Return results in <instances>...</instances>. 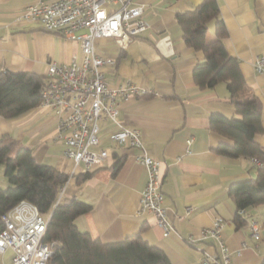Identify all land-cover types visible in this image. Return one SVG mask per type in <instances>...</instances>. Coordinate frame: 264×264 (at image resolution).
Wrapping results in <instances>:
<instances>
[{"label": "crops", "instance_id": "1", "mask_svg": "<svg viewBox=\"0 0 264 264\" xmlns=\"http://www.w3.org/2000/svg\"><path fill=\"white\" fill-rule=\"evenodd\" d=\"M29 1L0 0V65L44 74L49 59L69 61L75 44L69 46L65 37L44 30L36 21L20 19ZM200 1L133 0L143 5L149 28L124 47L114 38L95 41L99 54L115 60L105 68L108 79H128L148 90L124 101L118 118L125 126L140 130L148 154L160 162L163 205L174 228L168 235H163L152 213L136 214L146 171L134 157L135 148L114 146L106 138L114 127L109 121H100L99 144L109 149V155L80 182L76 176L85 170L84 165L64 157L52 111L36 106L13 118L0 115V137L13 136L30 147L38 162L68 174L59 202L75 195L92 205L75 219L77 228L92 237L112 242L139 232L146 242L162 249L171 264H201L203 252H218L219 244L214 237H200V230L219 216L224 221L220 239L228 247L231 264H261L264 204L246 208L245 223L237 226L236 205L228 192L232 182L254 177L258 165L252 158H230L213 150L222 136L210 129L209 115L233 116L234 105L224 83L206 88L194 83L192 70L203 53L185 44L175 17L176 12L192 9ZM217 2L227 31L224 46L238 60L247 85L261 103L262 131L254 139L264 146V74L253 67L256 56L264 57V0ZM214 38V22L210 21L205 39ZM119 157L121 165L112 175ZM0 181L5 183V179ZM187 207L192 209L189 213ZM251 220L258 224L257 234L252 233ZM12 256L7 248L0 253V264H13Z\"/></svg>", "mask_w": 264, "mask_h": 264}, {"label": "built area", "instance_id": "2", "mask_svg": "<svg viewBox=\"0 0 264 264\" xmlns=\"http://www.w3.org/2000/svg\"><path fill=\"white\" fill-rule=\"evenodd\" d=\"M19 18L36 21L44 30L75 42L69 61L46 62L45 84L37 104L55 115L56 137L63 141L64 157L76 165L83 163L85 170L103 163L109 149L99 147L100 121L112 123L106 138L114 146L135 148L134 157L146 171L136 214L152 213L163 235H168L174 228L163 205L160 162L148 154L140 130L125 126L118 118L124 101L148 90L128 79H108L105 68L115 60L99 54L95 45L97 39L114 38L124 47L134 35L148 29L143 5L133 0H30ZM253 67L264 74V57L256 56ZM191 210L187 207L186 213ZM46 223L35 204L20 200L0 215V253L10 248L13 264H46L55 251V241H42ZM223 223L216 216L210 226L200 230V237H214L219 244L218 252H203L201 264H231L228 247L220 239ZM251 230L258 232L255 220H251Z\"/></svg>", "mask_w": 264, "mask_h": 264}, {"label": "trees", "instance_id": "3", "mask_svg": "<svg viewBox=\"0 0 264 264\" xmlns=\"http://www.w3.org/2000/svg\"><path fill=\"white\" fill-rule=\"evenodd\" d=\"M175 17L185 44L203 53L192 70L194 83L199 88L224 83L234 105L233 116L217 112L209 115L210 129L222 136L213 150L230 158L259 162L254 177L234 181L228 189L236 205L234 221L240 226L245 223L240 209L264 204V146L254 139L262 131L261 103L247 85L238 60L224 46L227 31L217 0H201L192 9L176 12ZM210 21L214 22L215 38L206 41ZM44 84V74L12 71L0 65V115L13 118L36 107ZM121 162L122 157L114 162L112 175ZM0 163L8 182L6 187L0 186V215L22 199L38 207L47 219L42 241H55V251L46 264H171L165 252L146 242L139 232L104 242L80 231L75 219L92 205L75 195L57 202L68 174L38 162L30 147L11 135L0 137ZM90 173V169L84 170L76 180L80 182Z\"/></svg>", "mask_w": 264, "mask_h": 264}, {"label": "rangeland", "instance_id": "4", "mask_svg": "<svg viewBox=\"0 0 264 264\" xmlns=\"http://www.w3.org/2000/svg\"><path fill=\"white\" fill-rule=\"evenodd\" d=\"M114 7H116V5ZM64 41H66L69 46H72V45L75 44V42L73 40H69V39L66 40V38H65ZM0 170H1L0 178L1 179H5V183H2V181H0V186L6 187L8 185V182H7V180H6V178H5L4 174H3L4 165L2 163H0Z\"/></svg>", "mask_w": 264, "mask_h": 264}]
</instances>
